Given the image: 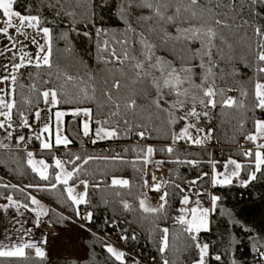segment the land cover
I'll return each instance as SVG.
<instances>
[{
	"label": "trees",
	"instance_id": "obj_1",
	"mask_svg": "<svg viewBox=\"0 0 264 264\" xmlns=\"http://www.w3.org/2000/svg\"><path fill=\"white\" fill-rule=\"evenodd\" d=\"M226 2L234 5V10L220 9L226 14L230 27L223 29L225 43L215 41L217 47L212 49L215 66L212 75H208L207 56L201 59L196 55L194 58L191 51L180 52L178 48L173 53L171 42L164 45L159 33H147L149 26H158L157 19L146 23L139 21V16L150 15V12L129 6L128 0H16L15 11L39 16V28L50 29L51 67L36 68L35 63H29L16 71L17 79L15 84L12 83V90H15L12 92L15 104L11 113L12 127H7L6 123L5 128L0 129V144L6 145L0 147V172L27 187L36 197L0 179V203L7 202L6 196H10L18 205L40 213V218L47 219L51 241L58 234L67 233L71 226L86 233L87 237L82 241L85 257L64 259L61 264H164L165 260L169 264H193L199 253L190 235L196 233L189 234L185 231L186 225L178 222L185 196L190 207L206 204L213 196L218 198L210 214L209 230L198 234V240L204 234L210 235L208 264H264L260 256L264 252V166L255 173L256 179H249L255 171L256 144L246 139L255 133V121L264 120V110L254 107L255 84L264 83V73L258 71L264 62L257 59L261 51L258 44L264 41L255 35V27L264 26V4L252 5L250 0ZM130 26L135 32L129 30ZM140 33H145L159 45L157 55L172 62L177 69L182 65L192 68L191 81L179 86L181 92L188 91L187 96L177 97L175 92L169 94V89L165 88L161 108H157L152 101L159 100V96L151 86V77L134 84L137 77L132 68L133 61L116 62V56L123 59L125 49L129 56L142 59ZM189 47L199 49L200 44L196 42ZM150 71L162 84L161 74ZM180 75L186 74L181 72ZM68 76L73 79L69 81ZM116 80L121 83L119 90L112 88ZM202 84L213 86L215 107L200 104L201 99H208L197 87ZM46 90L57 92L59 108L90 110L92 133L89 134L96 128L117 133L109 139L89 142L80 131L79 119L73 115L65 116L69 143L58 148L68 149V160L63 163L73 173L71 181H84L88 185L86 202L78 210L68 200L64 185L56 183L52 151L39 150V139L29 136L34 114L43 104L41 93ZM105 92H110L113 100L119 102L118 110ZM232 92L236 103L232 106L223 104ZM131 99L136 100L134 109L125 107ZM177 99L184 100V105L170 107ZM193 106L200 113L199 118L186 115ZM116 111L119 114L113 115ZM205 112L206 116L203 115ZM24 119L28 121V127L22 126ZM189 124L196 127L206 124L211 140L222 148L221 155L212 154L204 146L190 145L182 136ZM140 132L144 133L143 138L137 135ZM20 136L24 140L17 143ZM240 141L251 156H245L239 149ZM149 147L153 149L151 155L147 153ZM169 147L173 149L171 153L167 151ZM28 152L49 162L48 179L43 180L32 171ZM229 159L241 164L243 179L213 186L212 168L222 167ZM147 160L166 173L164 192L168 195L162 209L145 193ZM113 179L128 183L114 185ZM53 184H56L55 188ZM33 198L39 206L31 202ZM141 201L146 208L157 211H144ZM125 203L129 205L127 209ZM85 210L91 213L90 221L84 219L91 230L70 219L80 218ZM164 228L168 229L169 246L161 254L159 248L164 235L161 230ZM98 233L120 237L123 247L137 252L145 263H130L125 254V259L118 261L107 251L108 242ZM25 253L23 258L0 257V264H53V259L47 255L37 257L31 249ZM216 255H220V261L213 258Z\"/></svg>",
	"mask_w": 264,
	"mask_h": 264
},
{
	"label": "snow or ice",
	"instance_id": "obj_2",
	"mask_svg": "<svg viewBox=\"0 0 264 264\" xmlns=\"http://www.w3.org/2000/svg\"><path fill=\"white\" fill-rule=\"evenodd\" d=\"M252 5L256 4H264V0H250ZM16 3V0H0V12H2L4 19V27L0 28V33H3L4 35H8V31L10 28L15 27L17 33L26 35V33L22 32V29L27 26L29 28L39 29L40 32L43 33V37L45 38V43L48 45L47 49L43 45H38V52L35 57V67L40 68L42 66L51 67L50 62V56H51V32L48 27L39 28V25L41 24V18L36 15H23L19 11L14 10V4ZM129 6L135 5L137 8L141 9H147L150 12V15H141L138 17L139 21L147 22L152 20L153 18H156L158 23V26H149L147 28V33H159V39L164 45H168L170 42L172 44V51L175 53L176 49L178 48L180 52L185 51H191L193 53V57L195 58L196 55H200L201 59H203L204 56L208 57L207 60V74L212 75V68L215 66L214 61L212 59V49L216 48L217 45L215 44L216 40H220L221 43L226 42V37L223 34V29L229 28L230 25L227 23L226 20V14L221 12L220 9L222 8H228L234 10V5L230 2H226V0H128ZM123 12L124 9H121ZM13 18H16L19 21V25L15 26L13 24ZM248 21H245V24H247ZM130 31L135 32V29H132L131 26L129 27ZM173 31L175 34H173ZM141 36L140 43L142 45V51L140 53L142 59L136 57V56H129L128 50L125 49L123 54V59L119 56H116V62H119L123 64L126 61H133L132 68L135 70V76L137 77V80H133V83L141 82L148 77H151V86L154 87L157 91V94L159 96V100H153L152 103L156 105L157 108H161L160 101L164 100V92L163 89L167 88L169 89V94L172 92H175L177 97L183 95L187 96L188 91L185 89L184 91L179 90V86L182 85L185 82L191 81V73L192 68L181 66L179 69H177L172 62L166 60L164 57L157 55V48L159 45L153 43L145 33H140ZM255 35L261 37V40L264 41V26L255 27ZM34 44L36 43L35 39L32 41ZM196 42H199L200 48L197 49L195 47H189L190 45H194ZM126 43V42H125ZM15 47V45H13ZM231 47V45H229ZM258 47L261 48V51L257 55V59L259 62H264V42L258 44ZM11 51V49H9ZM43 53V55H41ZM0 55H3V53H0ZM115 56V53H113ZM24 56H27V53L24 54ZM24 56L21 57V61H23ZM29 63L31 64V59L29 60ZM204 65L202 64L201 67ZM14 71H19L21 67H24V64H14L13 66ZM5 70H7L8 66H4ZM150 70L158 71L161 74V77L163 78V83L161 84L160 79L156 78L155 76H152V72ZM258 71L260 73H264V64L258 67ZM183 72L186 75L182 77L180 73ZM11 81L13 84L16 82V75L10 73L9 74ZM9 76H4L0 78V83L7 81L9 79ZM67 79L71 81L73 78L71 76H68ZM207 83V76L204 78V84ZM197 87H200L203 91L204 97H207V101L204 99H201L199 102L200 104L204 105L205 107L216 106V101L213 99V97L216 95L214 88L212 85H208L207 87H204L202 85H197ZM112 88L119 90L121 88V83L119 80H116L112 84ZM0 91H3L0 89ZM14 89L12 92L14 93ZM83 91V90H82ZM106 96H108L109 101H112L115 104V107L117 110L119 109L120 105L118 101H114L113 97L110 92L104 93ZM41 95L44 98L45 103L49 102L54 107L56 106L59 101L57 99V92L55 90L50 91H43ZM242 95H247L246 92H242ZM87 94L85 93V97ZM192 99L195 101L196 97L193 96ZM185 103L184 100L177 99L176 103L173 105H170V107H176V105L183 106ZM223 104L227 106H232L236 103L232 98H228L227 100H224L222 102ZM15 104L14 102H6L2 97H0V109H7V111H0V116L3 117V120H0V129L5 128V125L7 123V127L11 128V113L12 109L14 108ZM136 106V100L131 99L125 103V107L128 109H134ZM255 108H259L261 110H264V83L257 82L255 84ZM163 110V109H161ZM81 112L86 115L90 116L91 112L88 109L83 110H75L73 111V115H80ZM113 115H118V111L113 112ZM36 118L39 119L40 113L36 112ZM56 118L57 121H60V119L65 115L64 112H56ZM187 116L197 117L199 118L200 113H198L195 110V106L187 112ZM203 115H207V113H203ZM107 121H105L106 123ZM127 122V121H126ZM23 127H28V121L26 119L23 120ZM188 127H196V125L189 124ZM255 134L249 135L246 137V139L256 142L258 138H264V120H256L255 121ZM44 132L48 131V127L45 126L43 129ZM89 131V125L87 122L84 123V134L87 135ZM197 131H203V129H197ZM100 132H103L105 137H114L117 135L115 130L107 131L104 129H99L97 132V135L100 134ZM187 134V128H185L183 135ZM12 133L9 132L8 136L11 137ZM141 138L144 137V133L140 132L137 133ZM210 136V133L208 134ZM39 138V137H38ZM176 138L174 137V140ZM189 140H192L190 136H188ZM24 137L20 136L17 140V143L20 141H23ZM195 144L202 143L201 139H195L192 140ZM56 143L63 144L65 146L68 145L69 141L67 138H61L59 134L56 137ZM95 143V141H93ZM0 147H6V145L0 144ZM41 147L44 149H48L50 147V144L47 142H42ZM258 148H264V144L258 145ZM169 153L173 151L171 147L167 149ZM153 152V149L149 147L147 149L148 155H151ZM245 156H251V152H245ZM255 171L250 175L249 179L254 180L256 179V172H260L262 169V166H264V153L261 151L255 152ZM28 164L32 167L33 172H38L41 179L46 180L48 179V175H46L47 171V165L44 163L43 160L39 161V164L42 166L43 170H38L36 168L35 162L32 159L33 153L28 152ZM79 159V157H77ZM87 163V160L84 161ZM228 164H232L235 166L236 172H234L232 175H238L239 170L241 169V164L237 163L235 160H229ZM55 166L57 168H60L63 172V166L60 160L55 161ZM73 178V173L71 171L69 172H63V175L57 174L55 176L56 183H63L64 185L68 184V181ZM155 179V177L153 178ZM230 182V180L226 181ZM112 183L114 185H127L126 180H117L113 179ZM191 183L195 184L196 181H192ZM217 183H220L215 177L213 176V186H215ZM85 190H87V183L84 182ZM53 188L56 187V184L52 185ZM159 189V185L156 186V190ZM65 191L68 194V198L73 202V204L79 205L82 203H85V196L80 195L76 196L74 195V190L72 187H66ZM181 191H184L181 189ZM167 193H164L161 195L160 199L164 201L167 197ZM9 204H13L12 197H7ZM217 197H212V204L215 206ZM33 204H39V202L36 199H32L31 201ZM181 203L187 205L189 203L188 197L185 196L184 199L181 201ZM19 206V205H17ZM124 207L127 209L129 205L127 203L124 204ZM164 207L163 204L160 205V208L162 209ZM141 208L144 209L146 212H155L157 209H150L146 208L144 205V202L141 201ZM183 211V210H182ZM199 213V215H198ZM46 214V213H45ZM192 219L190 221H186L184 216L181 215L178 218V222L182 225H186L185 231H187L189 234L196 233L194 235H190V238L193 242H195V248L198 250L199 253V259L194 262V264H208L207 258L209 257V245L207 243L201 244L198 240V234L201 231H208L209 230V223L207 220L209 209H199L197 207H194L191 209ZM40 213H37V216L39 217ZM77 216H79V212H77ZM84 219L91 220V213H89L86 217H83ZM38 226V224H37ZM164 235L161 238V246L159 248V251L161 254L165 252V250L168 248V229L164 228L161 230ZM133 239L135 237L133 236ZM34 248L35 254L37 257L43 258L45 256V252L41 250L39 247H36L34 244L25 243L20 246H14L10 250H3V246H0V257H25V249ZM107 251L111 253L117 260L122 261L124 257L123 252H117L112 247H108ZM261 259H264V252L260 253ZM216 261H220L221 257L220 255H216L213 257ZM164 264H169L167 260L164 261Z\"/></svg>",
	"mask_w": 264,
	"mask_h": 264
},
{
	"label": "rangeland",
	"instance_id": "obj_3",
	"mask_svg": "<svg viewBox=\"0 0 264 264\" xmlns=\"http://www.w3.org/2000/svg\"><path fill=\"white\" fill-rule=\"evenodd\" d=\"M46 91H50V90H46ZM1 96L6 102H12V95H0V97ZM57 99H58V97H57ZM75 110H78V109H62V108H59L58 104L53 107L51 105V103H50V98H49V102L48 103H45L44 98H43L42 106L36 111V112L40 113L39 119L36 118V115H35L36 112H35V114H34V122L29 128L30 131L33 130V132L36 134V136L39 137V138L38 137L37 138L39 140H41L40 141L41 144H42V142H47V143L50 144V147L48 149H44V148H42L40 146L39 150H51V149L57 148V147H65V145H63V144H59L58 145L56 143V137L59 134V136L61 138H67L68 139V137L66 135V132H65V116L66 115H73L72 113ZM79 110H83V109H79ZM4 111H7V109H4ZM58 111L65 113V115L60 119V121H57V118H56V115H55L56 112H58ZM73 116L77 117V119H79V121H80V131H81V133L84 136H85V134H84V123L85 122H87L88 125H89L88 133H92V130H91V116H86L82 112H81L80 115H73ZM0 120H3V117H0ZM45 126L48 127V131L47 132L43 131ZM205 127H206V124H203V125L198 126V127H187V134L184 135V136H185V138L187 139V141L189 142L190 145H192V146H204V144L206 143V141L208 139L207 138L208 134L206 132V128ZM99 129L100 128H96V129L93 130V135H94L93 140L100 141V140L109 139V137H105L104 136L103 132H100V134L97 135V132H98ZM197 129H203V131H197ZM184 130H183V133H184ZM107 131H110V130H107ZM188 136H190L192 138V140L201 139L202 143L195 144V143L192 142V140L188 139ZM68 141H69V139H68ZM32 159L35 162L36 168L38 170H43L42 166L39 164V161L43 160L44 163L47 165L46 175L49 174V166H50V164L44 157L32 156ZM56 160H58V159H55V158L52 159V165L56 169L55 176L57 174L63 175V172H69L70 171L65 166V164L61 161L62 166H63V172H62V170L60 168H57L55 166V161ZM228 161L229 160L225 161L223 166L220 167V168L216 167V166H214L212 168V170H211V183L212 184H213V176L214 175H215L216 179L218 181H220V183H217L216 185H226V184L231 183L234 179H243L242 176H241V169L239 170V174L238 175H232L234 172H236V169H235L234 165L228 164ZM237 163H239V162H237ZM159 172H164V171H159ZM35 173L40 178L38 172H35ZM228 180H230V182H226ZM146 182H148V181H146ZM61 184H63V183H61ZM66 187H72L73 190H74V193H73L74 195H76L77 197L80 196V195H84L85 196V200H86V190H85L84 181H79V182L73 183L71 180H69L68 184L64 185V190H65ZM151 189H152V191H154L153 188H151ZM20 190L24 191L25 193H27L30 196H35V194H33L27 187L20 188ZM65 193H66V196L68 198V194H67L66 191H65ZM68 200L71 202V204H72V206L74 207L75 210H78L80 205L84 204V203H82V204L76 205V204H73V202L69 198H68ZM208 203H210L211 205H209ZM208 203L194 205V206L189 207V208L186 207V210L188 211V216L190 215L189 221L192 219V214H191V209L192 208L197 207L199 209H209V214H208L207 220H208L209 228H210V214H211V211H212V208H213L212 197L210 198V201ZM39 205L40 204H37V206H39ZM198 215H199V213H198ZM78 230H80V229L79 228H74L73 226H71L70 228H68L67 233L58 234L57 237L51 241V249L52 250H51L50 253H47V256H49V257H51L53 259V264H61L62 260H64V259L81 260V259H83L85 257V250L83 248L82 241L86 239L87 234L86 233L84 234L82 232V230H80L81 233H79ZM59 235H61V236H59ZM108 247H112L117 252H122L116 246L108 244L107 249H108ZM124 259H125V256L123 257V260ZM208 259H209V257L207 258V260ZM263 260L264 259H262V261ZM118 261H120V260H118Z\"/></svg>",
	"mask_w": 264,
	"mask_h": 264
},
{
	"label": "crops",
	"instance_id": "obj_4",
	"mask_svg": "<svg viewBox=\"0 0 264 264\" xmlns=\"http://www.w3.org/2000/svg\"><path fill=\"white\" fill-rule=\"evenodd\" d=\"M4 19L5 18L2 16L0 28L4 27ZM13 24L18 26L19 21L13 18ZM22 32L26 33V35L17 33L16 28L13 27L9 29L8 35L0 33V53H3V55H0V78L9 76L10 73L15 74L16 71H14L12 67L14 64H29L30 59L32 63H35L38 45H43L45 49L48 47L45 43L43 33L40 32L38 28L34 29L25 26ZM33 39L36 41L35 44L32 42ZM13 45H15V47H13ZM9 49H11V51H9ZM25 53H27V56H24ZM41 55H43V53H41ZM22 56H24L23 61H21ZM5 65L8 66L7 70L4 68ZM0 89L3 90L0 91V95H12V81L10 76L7 81L0 83ZM261 142L264 143V138H258L255 142L254 154L256 151L264 153V148H258ZM160 176L166 178V173H161ZM17 205L18 204L14 200L13 204H9L8 199L7 202L0 203V246H3V250H10L14 246L29 243L39 247L45 252V255H47V253H50L52 250L50 245L51 230H42L40 228L42 218L37 216L35 210ZM186 207L189 208L190 206L181 203L180 216L183 215L185 220L189 221L190 215L188 216ZM29 249L35 252L34 248ZM27 250L28 249H25V252Z\"/></svg>",
	"mask_w": 264,
	"mask_h": 264
},
{
	"label": "built area",
	"instance_id": "obj_5",
	"mask_svg": "<svg viewBox=\"0 0 264 264\" xmlns=\"http://www.w3.org/2000/svg\"><path fill=\"white\" fill-rule=\"evenodd\" d=\"M234 97H235V93L232 92V93H230V95H228L227 99L228 98L233 99ZM29 134H30L29 136L32 138L38 137L33 132V130L29 131ZM93 137H94L93 134H87L86 135V139L89 142L95 141V140H93ZM207 138L208 139H207L206 143L204 144V147H206L212 154L215 153L216 155H221L222 148H220L218 145H216L211 140L209 135ZM261 144H264V143L261 142L259 145H261ZM239 149H242L244 151V153L249 151L248 148L242 147V141H240V143H239ZM51 151H52L55 159H58L62 162L68 160V154H67L68 149L67 148H58L57 147V148L51 149ZM145 170H146L147 181H148L145 193L147 194L148 197H150L152 199V202L154 205L159 206V205L163 204V202H164L160 199L161 195H163L165 193L164 188L166 185V178H163L160 176L161 173H164V172H159V170L155 167V165L152 164L149 160H147V162H146ZM154 177H155V179H153ZM0 179H4V180L10 182L11 184L15 185L16 187L23 188V186L17 184L16 182L11 180L7 176H4L1 172H0ZM152 183H157V185H159V189L157 191V194H154L153 192L149 191L150 184H152ZM7 197H9V196H6V199H7ZM208 204L211 205L210 203H208ZM88 214H89V211L85 210L82 213L80 218L79 217H70V219H72L77 225H80L81 227L85 228L86 230H91L83 218V217H86ZM40 228L42 230H49L50 229L46 218L42 219L41 224H40ZM98 235L101 238H103L106 242H108V244L116 246L117 248H119L125 255H127L129 257L130 263H133V262L145 263L144 261H142L141 257L139 256V254L137 252L128 250V249L123 247L122 239L120 237L101 235L99 233H98ZM199 242L201 244L207 243L210 247V235H209V233L202 235L199 239ZM263 262H264V260H263ZM146 264H155V263L154 262H150V263L147 262ZM256 264H258V263H256Z\"/></svg>",
	"mask_w": 264,
	"mask_h": 264
},
{
	"label": "bare ground",
	"instance_id": "obj_6",
	"mask_svg": "<svg viewBox=\"0 0 264 264\" xmlns=\"http://www.w3.org/2000/svg\"><path fill=\"white\" fill-rule=\"evenodd\" d=\"M156 186H157V183H152V184H150L149 191H152L151 188H153L154 191H152V192H153L154 194H157V191H158V190H156Z\"/></svg>",
	"mask_w": 264,
	"mask_h": 264
}]
</instances>
